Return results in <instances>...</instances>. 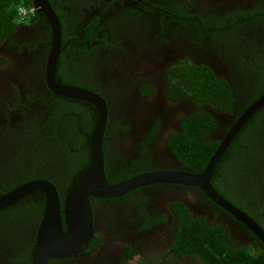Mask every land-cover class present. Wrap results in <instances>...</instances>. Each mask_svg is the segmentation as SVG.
I'll list each match as a JSON object with an SVG mask.
<instances>
[{
    "label": "flooded vegetation",
    "instance_id": "af4514ba",
    "mask_svg": "<svg viewBox=\"0 0 264 264\" xmlns=\"http://www.w3.org/2000/svg\"><path fill=\"white\" fill-rule=\"evenodd\" d=\"M20 1L15 25L0 31V196L46 180L64 207L90 165L100 111L50 88L53 27L35 9L36 0ZM47 1L61 28L56 83L91 91L106 104L102 151L109 184L150 173L203 171L222 138L264 94V0ZM203 69L214 79L209 83L214 96L188 79ZM221 88L230 94L222 95ZM260 110L221 155L211 184L264 230V160L256 158L259 150L264 153V106ZM190 119L204 139L188 149ZM189 191L199 197L195 205L188 204ZM46 201L35 189L0 209V264H35ZM89 201L94 229L89 243L47 264L226 259L206 256L201 246L188 252L186 238L199 228L186 222L188 214L205 221L204 229L222 233L231 250L252 245L264 250L243 222L197 187L153 181Z\"/></svg>",
    "mask_w": 264,
    "mask_h": 264
},
{
    "label": "water",
    "instance_id": "95a60500",
    "mask_svg": "<svg viewBox=\"0 0 264 264\" xmlns=\"http://www.w3.org/2000/svg\"><path fill=\"white\" fill-rule=\"evenodd\" d=\"M34 7L46 13L53 27V38L47 63V80L50 88L58 95L82 99L93 103L100 111V121L91 138V161L80 187L65 200L64 207L53 184L46 180H34L14 191L0 196V209L20 200L35 189H40L46 196V209L42 228L38 235L40 252L35 256V264H47L49 258L70 256L81 245L89 243L93 234L91 196H118L140 185L153 181H170L202 189L214 202L223 207L235 218L243 222L264 244V230L248 214L222 197L212 186L211 179L217 163L245 122L264 106V94L254 102L236 121L230 132L222 138L221 144L203 171H169L145 174L119 184H109L105 178L102 139L105 130L107 107L101 96L91 91L73 86H62L55 81V69L60 54L61 28L58 18L47 0H36ZM196 191H189L195 205L198 200ZM63 214V217H62ZM65 224L66 228L63 227Z\"/></svg>",
    "mask_w": 264,
    "mask_h": 264
},
{
    "label": "trees",
    "instance_id": "16d2710c",
    "mask_svg": "<svg viewBox=\"0 0 264 264\" xmlns=\"http://www.w3.org/2000/svg\"><path fill=\"white\" fill-rule=\"evenodd\" d=\"M19 3L22 2L20 0H0V31L7 30L6 28L7 25L9 24L11 25V27L15 25L16 12H17L16 9ZM190 77L193 78L191 80H193L196 83L198 89L203 90V93H205L206 95L214 96V94L210 90L211 88L214 89V87L211 86L212 84H209L210 82H213L214 79L206 72V70L203 69V70L192 71L188 79ZM226 92L229 93L230 92L229 89L221 88L222 95L227 94ZM259 112H261V110ZM255 119L256 118L254 117L251 119V121ZM193 121L195 120L190 119L187 125H185V142L187 140L186 146L188 147V149L192 148L191 146L194 144L195 139L198 138L197 142H195L194 144L195 147H197L200 144L199 138L204 139V137H202L201 135L199 136L197 135L196 129L199 127L198 125H195ZM213 122H214L213 119H209V123H211L210 125H212ZM259 152L260 154L256 158L264 160V153H262L261 150H259ZM204 154H205L204 162L207 163L209 155L206 152H204ZM218 168L217 170H219ZM197 169L198 168H196L195 170ZM261 175L263 176V174H260L259 177L260 179L263 178ZM254 218H257V216L254 215ZM186 222L195 223L199 227L198 230L194 232V234L192 233L189 237L186 238V240L189 241L188 252L195 253L196 247L201 246L203 247L205 252L203 254H205L206 256H213V258L214 257L226 258V259H210L208 261L211 264H264V259H263L264 250L257 251L256 249H253L254 245H252L251 247L241 248L235 251L231 250L223 242L222 233H218L215 231L212 232L210 231V229H204L202 227L205 221L198 218H194L192 215L188 214V218ZM212 233L220 234L219 238H216V236H214Z\"/></svg>",
    "mask_w": 264,
    "mask_h": 264
},
{
    "label": "built area",
    "instance_id": "2783aa9c",
    "mask_svg": "<svg viewBox=\"0 0 264 264\" xmlns=\"http://www.w3.org/2000/svg\"><path fill=\"white\" fill-rule=\"evenodd\" d=\"M22 11H24V10H22Z\"/></svg>",
    "mask_w": 264,
    "mask_h": 264
}]
</instances>
